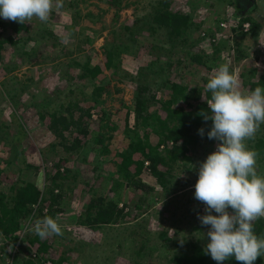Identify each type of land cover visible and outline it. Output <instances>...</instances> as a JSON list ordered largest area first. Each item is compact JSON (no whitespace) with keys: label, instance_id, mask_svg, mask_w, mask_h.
<instances>
[{"label":"rangeland","instance_id":"1","mask_svg":"<svg viewBox=\"0 0 264 264\" xmlns=\"http://www.w3.org/2000/svg\"><path fill=\"white\" fill-rule=\"evenodd\" d=\"M126 1L119 9L111 0H64V9L53 11L47 24L36 19L25 23L29 30L14 33L15 43L2 47L0 189L12 194V186L33 181L46 192L60 169L56 183L62 187L54 186L61 202L53 218L63 234L40 239L31 231L40 216L25 218L14 233L17 238L0 233V264H23V259L35 251L40 253L38 261L33 260L35 264H171L175 255L190 251L193 244L205 250L210 242L206 235L210 226H202L198 219L205 214V205L194 198V193L199 166L217 150L219 141L202 137L199 129L193 130L197 139L185 156L179 154L177 161L161 166L166 172L159 167L163 175L154 173L150 161L144 160L141 173L134 176L143 187L124 180L117 167L121 159L115 162L114 156L129 155L128 144L135 139L126 134L124 126L128 120L131 128L136 127L132 109L138 84L148 87L149 96L154 94L149 108L159 110L171 92L170 84L179 81L195 94L206 88L212 69L227 62L241 90H254L250 82L264 76V0H253L256 7L250 13L260 24L257 36L240 29L241 13L227 2L170 0L172 10L190 12L196 24L187 44L164 45L167 49L173 47L170 53L155 48L163 41L164 31L141 32L139 25H135L134 32L124 28L135 17L148 14L157 0H137L125 6ZM0 21L6 25L0 24V33H12L10 20L0 17ZM222 22L228 27H221ZM69 34L70 39L64 42ZM112 49L115 60L110 69L106 61ZM188 51H201L204 65L190 64ZM96 66L101 67V73L93 75ZM97 89L101 90L95 95ZM95 97L100 98L99 103ZM77 103L93 106L92 132L86 137L80 135L88 141L85 148L69 151L64 145L77 133L65 130L66 139L57 144L60 139L49 128L50 113ZM178 104L193 109L196 100L182 97ZM102 109L110 113L109 126L100 130L106 133L104 145L110 148L107 154L102 152L99 136L93 131H99ZM115 124L118 128L114 130ZM137 130L144 141L158 142V136L143 123ZM259 141L263 143L261 148L257 146ZM247 145L251 150L260 149L257 171L264 175V124ZM166 148L161 143L162 156L168 158ZM137 159H143L140 153L134 155L132 163ZM130 169L135 171L134 166ZM99 198L118 203L127 216L110 224L83 223L81 219L92 200L97 199L94 202L98 204ZM223 264L234 263L228 259ZM254 264H264V257Z\"/></svg>","mask_w":264,"mask_h":264},{"label":"trees","instance_id":"2","mask_svg":"<svg viewBox=\"0 0 264 264\" xmlns=\"http://www.w3.org/2000/svg\"><path fill=\"white\" fill-rule=\"evenodd\" d=\"M117 5V7L123 8L124 0H111ZM228 3L229 5H234L235 9L241 13V18L239 22V27L244 29V23L249 22V31L254 36L259 33L260 24L253 19L250 13L256 7L253 0H221V3ZM130 3L136 4L137 0H128L125 2V6ZM250 4V5H249ZM12 33L3 34L0 33V54L2 52V47L5 43H15L14 33L19 34L24 30H29L27 24H19L17 22H12ZM3 27L6 25L0 21ZM135 25H139L141 32L150 31L152 34L164 31L165 37L163 41L160 42L159 46L156 45L155 48L159 47L163 51L170 53L173 49V45H183L187 44L188 35L193 32L196 24L192 21L190 12L176 11L171 8L170 0H157L153 4L152 10L142 17H135L132 22H127L124 28L129 29V31L134 32ZM199 26V25H197ZM138 34H135V36ZM170 44V49L164 47L165 44ZM172 48V49H171ZM195 49V47H194ZM240 57V55H239ZM187 59H190V64L198 63L204 65V55L201 51L197 52H187ZM115 60V49L109 50L107 53V67L111 69L113 62ZM185 60V59H184ZM181 64V60H179ZM95 71V72H94ZM257 71V70H256ZM101 73V67L96 66L93 70V75H98ZM171 92L168 94V98H165V102L162 104V108L159 110H151L150 101L154 100V94L148 95V87L146 85L138 84L136 86V95L134 98V117L136 118L134 128L129 126L128 120L124 126V131L128 136H132L135 139L128 144L129 155L125 153H116L114 158L118 162V158L121 162L118 163L120 174L124 180L133 186L143 187L140 180H136L138 175L141 173L144 160H149L151 168L154 173L158 176L164 174L163 171L159 172L162 165L169 166L171 162L177 161L179 154L185 156L187 149L191 143L197 139V136L193 134V130L204 129L203 137L208 138L207 133L211 130L212 121H204L203 117L199 115L201 111L209 112L206 101L211 98V92L202 88L201 91L193 93V89L187 90L179 83V81L170 84ZM264 87V76H261L257 81L250 82V87L255 89L256 87ZM101 89H97L94 94L100 93ZM200 90V89H199ZM204 93V94H203ZM166 97V96H165ZM184 97L186 100L194 97L196 100V105L193 109H188L185 106L177 105V103ZM97 103L100 102V98L95 97ZM79 100V99H78ZM75 100V102H79ZM73 103V102H71ZM80 103V102H79ZM77 103L75 106L68 105L64 108V111H54L50 114L49 128L54 132V134L60 139L57 144L62 143L66 139L65 130L77 133V136L72 142H67L64 145V149L69 151H77L78 149H83L86 146L87 140L80 138V135L86 137L92 132L91 121L93 116V106H82ZM130 111V110H129ZM127 112V117L129 118V113ZM99 120L101 126H99V131L93 130L96 135H98V144H100L103 153L107 154L109 152V145L105 146L104 141L106 139L105 132L100 133L101 129L108 127V121H110V113L108 109H102L99 112ZM42 118H45L42 115ZM14 122H19L16 117H13ZM143 123L147 128L152 129V132L158 136L157 143H148L139 138V133L137 128ZM152 128H151V127ZM114 130L118 128V125L113 126ZM23 133V129H21ZM133 134V135H131ZM149 133L146 134V137ZM165 144L167 147L165 150L168 151L169 156L165 158L162 156L163 150H160V145ZM171 143V146H170ZM263 143L259 141L257 143L258 148H261ZM170 146V147H168ZM96 148V147H95ZM260 149H257L259 153ZM136 153H140L143 157L142 160H134L136 164L132 163L133 157ZM64 159H61L62 161ZM132 163V164H131ZM59 165V163L57 164ZM134 166L135 171L133 172L130 167ZM160 167V168H159ZM59 168V167H58ZM164 171L165 168H161ZM167 171V170H166ZM165 171V172H166ZM60 173V169L57 171V175ZM57 175L53 179V185L49 190L43 192L39 186L33 181H26L19 187L12 186L14 193L8 194L6 190L0 189V233L7 237L17 236L14 233L19 230L22 226V220L30 216L34 217L39 215L40 218L45 216L54 217L58 207H56L61 201V194L55 192V186L62 187L61 183H56ZM136 176V177H134ZM93 199L88 207V211L84 214V218L81 219L83 223L89 224L91 226H96L98 224H110L126 217L127 214L124 213V208L120 207L118 203L112 201L103 202L104 198H99L98 204H95ZM45 202H49L47 205ZM103 202V203H102ZM47 209V211H44ZM94 209H96L94 211ZM33 214V215H32ZM45 214V216H44ZM255 232L257 235H264V222L258 220L255 222ZM38 237V236H36ZM191 250H185L181 254H177L172 258L171 264H215L212 259H209V255L205 254L202 246L198 244H193ZM42 250H46L43 247ZM40 258V256H39ZM234 264H242L235 260L234 256L229 259ZM262 260V257L254 263H258ZM23 264H35V262L28 258L23 259Z\"/></svg>","mask_w":264,"mask_h":264},{"label":"clouds","instance_id":"3","mask_svg":"<svg viewBox=\"0 0 264 264\" xmlns=\"http://www.w3.org/2000/svg\"><path fill=\"white\" fill-rule=\"evenodd\" d=\"M63 9L64 0H0V17L19 24H31L33 19L47 24L53 11ZM212 73L205 86L211 92L206 101L210 111L199 115L212 121L208 139L219 143L200 164L194 193L205 205V214L198 219L202 226H210L204 251L217 264L233 256L242 264H254L264 257V235H257L254 227L264 218V175L257 171L259 153L249 149L247 141L254 140L264 124V87L242 91L227 62ZM198 134L203 137L204 129ZM31 231L40 239L63 234L51 216L36 219Z\"/></svg>","mask_w":264,"mask_h":264},{"label":"built area","instance_id":"4","mask_svg":"<svg viewBox=\"0 0 264 264\" xmlns=\"http://www.w3.org/2000/svg\"><path fill=\"white\" fill-rule=\"evenodd\" d=\"M221 27L226 28V27H228V26H227L226 23L222 22V23H221ZM249 28H250V23H249V22L244 23V31H246V32L249 31ZM206 34H207V32H204V33H203V35H206ZM213 40H215V38H213ZM39 256H40V253H39L38 251H35V252L32 254V256H30V258H31L32 260H34V261H38ZM41 264H43L42 261H41ZM44 264H51V262H50V261H47V262H44Z\"/></svg>","mask_w":264,"mask_h":264}]
</instances>
